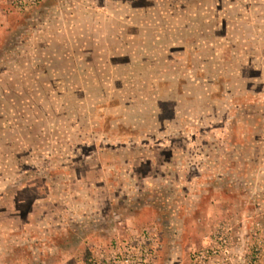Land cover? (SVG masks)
Returning a JSON list of instances; mask_svg holds the SVG:
<instances>
[{
  "label": "rangeland",
  "instance_id": "obj_1",
  "mask_svg": "<svg viewBox=\"0 0 264 264\" xmlns=\"http://www.w3.org/2000/svg\"><path fill=\"white\" fill-rule=\"evenodd\" d=\"M2 1L0 264H264V0Z\"/></svg>",
  "mask_w": 264,
  "mask_h": 264
},
{
  "label": "crops",
  "instance_id": "obj_2",
  "mask_svg": "<svg viewBox=\"0 0 264 264\" xmlns=\"http://www.w3.org/2000/svg\"><path fill=\"white\" fill-rule=\"evenodd\" d=\"M9 20V14L6 11L5 2L0 0V42L6 32V26L9 23Z\"/></svg>",
  "mask_w": 264,
  "mask_h": 264
},
{
  "label": "built area",
  "instance_id": "obj_3",
  "mask_svg": "<svg viewBox=\"0 0 264 264\" xmlns=\"http://www.w3.org/2000/svg\"><path fill=\"white\" fill-rule=\"evenodd\" d=\"M12 4L20 7V8H25L27 6H33L38 4L42 0H11Z\"/></svg>",
  "mask_w": 264,
  "mask_h": 264
}]
</instances>
